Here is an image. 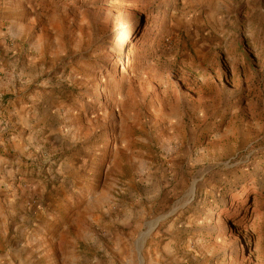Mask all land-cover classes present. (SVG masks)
I'll use <instances>...</instances> for the list:
<instances>
[{
  "label": "rangeland",
  "instance_id": "1",
  "mask_svg": "<svg viewBox=\"0 0 264 264\" xmlns=\"http://www.w3.org/2000/svg\"><path fill=\"white\" fill-rule=\"evenodd\" d=\"M5 1L0 264H264V0Z\"/></svg>",
  "mask_w": 264,
  "mask_h": 264
},
{
  "label": "crops",
  "instance_id": "2",
  "mask_svg": "<svg viewBox=\"0 0 264 264\" xmlns=\"http://www.w3.org/2000/svg\"><path fill=\"white\" fill-rule=\"evenodd\" d=\"M5 4L3 6H0V46L2 42V33H3V28H2V23L3 19L7 18L9 15V10L10 6L6 4V1H3ZM2 69H0L1 71ZM5 174H11V172H5L4 175H0V198L1 200H14L17 198V191L15 188V182H11V179L14 177L10 176L7 177ZM13 191V192H12Z\"/></svg>",
  "mask_w": 264,
  "mask_h": 264
}]
</instances>
